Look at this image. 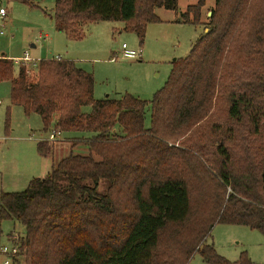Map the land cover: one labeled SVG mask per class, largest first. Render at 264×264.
<instances>
[{
	"label": "trees",
	"instance_id": "obj_1",
	"mask_svg": "<svg viewBox=\"0 0 264 264\" xmlns=\"http://www.w3.org/2000/svg\"><path fill=\"white\" fill-rule=\"evenodd\" d=\"M203 4L176 21L200 24ZM160 7L177 12V0H55L51 18L70 39L87 23L121 21L142 42ZM204 29L150 100L95 99L92 74L74 60L19 63L15 73L0 57L11 105L39 115L42 131L88 135L71 141L87 154L70 152L0 193V221L24 228L14 262L191 264L199 254L205 264H252L245 251L229 261L208 239L216 224L264 236V0H215ZM37 151L47 155L46 141Z\"/></svg>",
	"mask_w": 264,
	"mask_h": 264
},
{
	"label": "rangeland",
	"instance_id": "obj_2",
	"mask_svg": "<svg viewBox=\"0 0 264 264\" xmlns=\"http://www.w3.org/2000/svg\"><path fill=\"white\" fill-rule=\"evenodd\" d=\"M28 1L30 3L22 0H0V8L5 12L0 16V57L6 55L17 60L14 61L15 73L20 62L18 60H21L25 54L35 62L39 59L56 57L70 59L92 74L95 99L106 96L117 99L124 93H130L144 100H150L165 84L172 61L186 56L192 43L206 30L204 22L207 21L208 15L206 16L204 11L212 8L215 2V0H203L198 25L179 23L176 20L180 12H184L187 6L194 5L199 0H177V12L162 7L156 8L155 14L159 21L147 24L141 42L134 32L124 30V22L121 21L87 23L82 27L81 38L70 39L66 33L55 29L51 18L55 0ZM122 44L138 52L140 57L123 58ZM31 63L26 65L29 67ZM9 91V81H0V137L2 132L4 133L8 113L10 131L16 130L14 132L16 136L29 137L35 141L39 138H47L49 132L42 131L39 115L35 113L25 115L21 106L11 105ZM82 111L88 113L90 107H83ZM144 125L145 127L150 125L149 107L145 110ZM72 135L88 136L80 132ZM66 137L67 135L62 133L61 138L54 142L57 159L67 156L70 152L87 154L85 146L79 144L71 147L72 140ZM4 157L5 154L0 157V193L23 189L28 181L19 183L23 181L22 179L18 180L16 185L12 184L8 187L5 168L2 166L3 161L5 167ZM10 232L23 234L24 228L16 221H0L2 246L11 247L6 238V234ZM208 243H212L217 253L231 262L236 261L240 252L245 251L252 264H264V236L256 229L238 224H216ZM22 259L18 256L17 264L21 263ZM191 264L205 263L202 262L199 254H194Z\"/></svg>",
	"mask_w": 264,
	"mask_h": 264
},
{
	"label": "crops",
	"instance_id": "obj_3",
	"mask_svg": "<svg viewBox=\"0 0 264 264\" xmlns=\"http://www.w3.org/2000/svg\"><path fill=\"white\" fill-rule=\"evenodd\" d=\"M210 9L211 8H207L204 11V14L206 16L208 15ZM1 57L8 58L6 55ZM14 61L16 62L17 60ZM18 61L21 62V60ZM32 61H29L26 64L31 63ZM15 131L16 130L13 129L10 131V133L8 132L6 134L4 130V133L2 132V136L0 137L1 155L4 156L5 154L4 157L5 167L3 161H2V166L3 168H5V179H7L8 187H11L12 184L16 185L18 180L20 179H22L23 181H19V183L22 182L26 183L27 181H29L34 177H43L46 173L50 171V169L59 160L56 158L57 149L55 147L54 142L53 143L48 142L46 137L44 139L41 138L36 139V141L32 139L33 140L32 141L29 137L20 136V135L16 136L14 134ZM65 134L67 135L66 138L69 140H72L74 138V136L71 133H65ZM41 140L46 141L47 143L48 152L47 155L45 156L39 155L37 151V143ZM3 168H2V172L4 171ZM5 189H10V188H5ZM13 191H5V192H13ZM15 191H19V190H15ZM23 234H15L13 232L12 233L10 232L9 234H6V238L8 239L9 243L12 245L14 243V237L17 236L19 238L20 236H23ZM1 246L2 245L0 243V247ZM0 258H2L0 264H3L6 255L0 252ZM13 258L14 257H12V259ZM12 259H11V264H17V262H14ZM18 264H23V263L21 261V263L19 262Z\"/></svg>",
	"mask_w": 264,
	"mask_h": 264
},
{
	"label": "built area",
	"instance_id": "obj_4",
	"mask_svg": "<svg viewBox=\"0 0 264 264\" xmlns=\"http://www.w3.org/2000/svg\"><path fill=\"white\" fill-rule=\"evenodd\" d=\"M5 12L2 8H0V16L4 15ZM121 55L123 58L126 59H133V58H138L140 57V54L136 52L135 50L128 49L126 44L121 45ZM55 59H60L59 57H56ZM22 63L26 65L27 62L32 61L27 54H25L22 59ZM61 132L55 128H51L49 130L48 136H47V141L48 142H55L61 138ZM18 237L16 236L14 238V243L11 245V247H7L3 245L0 247V252L6 255L5 260L3 261V264H11V259L12 257L16 256L18 254L19 248L18 244L16 243Z\"/></svg>",
	"mask_w": 264,
	"mask_h": 264
},
{
	"label": "water",
	"instance_id": "obj_5",
	"mask_svg": "<svg viewBox=\"0 0 264 264\" xmlns=\"http://www.w3.org/2000/svg\"><path fill=\"white\" fill-rule=\"evenodd\" d=\"M208 15H210V12L208 13Z\"/></svg>",
	"mask_w": 264,
	"mask_h": 264
}]
</instances>
